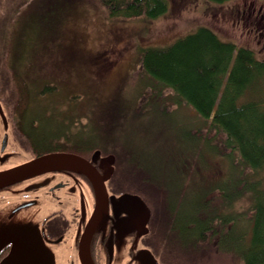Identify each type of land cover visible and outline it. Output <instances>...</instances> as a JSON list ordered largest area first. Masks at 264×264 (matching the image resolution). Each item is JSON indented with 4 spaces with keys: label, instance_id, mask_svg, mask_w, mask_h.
Listing matches in <instances>:
<instances>
[{
    "label": "rangeland",
    "instance_id": "1",
    "mask_svg": "<svg viewBox=\"0 0 264 264\" xmlns=\"http://www.w3.org/2000/svg\"><path fill=\"white\" fill-rule=\"evenodd\" d=\"M168 3L165 14L148 18L111 15L102 0H0V85L11 94L6 97L11 115L22 118L18 115L26 105L20 102L15 72L20 73L30 96L24 116L28 129L37 135L45 129L59 142L68 140L66 135L58 138L61 133L71 138L80 134L85 141L97 142L101 150L113 152L119 159L118 171L136 172L128 165L135 157L155 171L161 191L154 190L156 203L139 195L153 210L159 205L163 210L169 193L178 212L191 217L201 212L196 200L199 185H214L204 182L205 173L216 179L226 165L222 155L207 149L209 143L190 135L208 130L195 118V109L173 98H157V90L148 87L139 72L141 50L168 46L208 25L221 38L254 48L263 58L264 26L258 20L264 19V5L262 0ZM248 204L244 196L234 208L245 209ZM181 218L176 216L179 224L184 222ZM202 260L228 264L221 255Z\"/></svg>",
    "mask_w": 264,
    "mask_h": 264
},
{
    "label": "trees",
    "instance_id": "2",
    "mask_svg": "<svg viewBox=\"0 0 264 264\" xmlns=\"http://www.w3.org/2000/svg\"><path fill=\"white\" fill-rule=\"evenodd\" d=\"M102 1L111 15L127 17L156 18L169 9L168 0ZM259 23L264 26V19ZM139 66L148 87L157 90V98H173L176 103L195 109V118L205 122L208 130L206 134L197 130L190 135L209 143L207 149L222 155L226 165L216 179L205 173L204 182L214 185H199L198 216H182L177 204L170 202L169 193L164 209L155 207L154 230L158 231L164 257L176 264H205L200 259L207 255H221L228 264H264V57L259 58L254 48L223 39L212 27L200 25L168 46L143 47ZM15 75L20 102L26 105L18 116L24 119L30 101L28 83L20 73ZM166 88L169 94L165 93ZM29 130L25 132L31 134L40 152L80 151L88 145L99 148L97 142L85 141L80 134L79 138H71L61 133L58 138L66 135L68 140L59 142L47 136L45 129L38 136ZM132 160L133 164L128 165L138 170L126 173L118 168L117 182H125V188L156 203L154 190L159 193L160 183L155 171L135 157ZM210 164L207 162L206 166L211 167ZM244 196L248 197L247 208H234ZM176 216L184 222L179 224Z\"/></svg>",
    "mask_w": 264,
    "mask_h": 264
},
{
    "label": "flooded vegetation",
    "instance_id": "3",
    "mask_svg": "<svg viewBox=\"0 0 264 264\" xmlns=\"http://www.w3.org/2000/svg\"><path fill=\"white\" fill-rule=\"evenodd\" d=\"M1 87L0 172L45 153L66 151L85 157L101 177L105 175L107 167L101 157L94 158L97 148L90 145L80 151L40 152L25 132L30 131L26 119L11 115L6 99L11 94ZM108 153L102 150L101 156ZM117 170L116 159L113 174L105 180L106 201L99 199L91 176L73 167H56L0 185V238L9 232H31L32 223L54 252L55 264H176L161 252L151 203L145 199L151 210L145 225L143 209L131 200H120L123 193H139L117 182ZM12 245L2 240L0 262Z\"/></svg>",
    "mask_w": 264,
    "mask_h": 264
},
{
    "label": "water",
    "instance_id": "4",
    "mask_svg": "<svg viewBox=\"0 0 264 264\" xmlns=\"http://www.w3.org/2000/svg\"><path fill=\"white\" fill-rule=\"evenodd\" d=\"M102 150L94 151V158L101 157L106 165L105 175H101L93 169L90 162L83 156L73 152H49L38 156L30 161L15 166L9 170L0 172V185L17 181L21 178L31 176L37 172L51 170L56 167H73L87 172L95 183L99 199L106 201L108 199L105 180L110 178L115 170L116 155L110 153L101 156ZM92 167V168H91ZM120 200H131L143 209V223L149 220L151 210L146 201L139 194L123 193L119 196ZM133 205V204H132ZM31 232L15 233L9 232L0 238L2 240L13 242L12 248L0 264H55L54 252L45 244L38 226L31 223Z\"/></svg>",
    "mask_w": 264,
    "mask_h": 264
}]
</instances>
